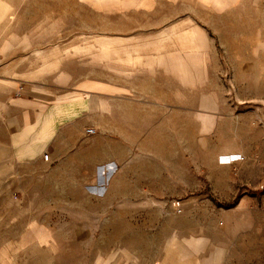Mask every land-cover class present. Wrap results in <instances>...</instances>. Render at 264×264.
I'll use <instances>...</instances> for the list:
<instances>
[{"label":"rangeland","instance_id":"rangeland-1","mask_svg":"<svg viewBox=\"0 0 264 264\" xmlns=\"http://www.w3.org/2000/svg\"><path fill=\"white\" fill-rule=\"evenodd\" d=\"M121 3L0 0V264H264V0Z\"/></svg>","mask_w":264,"mask_h":264},{"label":"crops","instance_id":"crops-1","mask_svg":"<svg viewBox=\"0 0 264 264\" xmlns=\"http://www.w3.org/2000/svg\"><path fill=\"white\" fill-rule=\"evenodd\" d=\"M97 1H104V0H97ZM114 2V5L119 7V4L122 5L126 4V8L128 10H143L145 12L153 13L158 16H167L168 7L170 9H177L180 10L174 13L176 16L184 17V16H191V13L188 11H184L186 8L190 7L191 2H199L205 0H110ZM116 3V4H115ZM160 10L159 12H150ZM21 78L17 79L15 83V88L17 85L19 86V81ZM19 80V81H18ZM1 85L6 88V79L0 75V87ZM20 89V88H19ZM1 94V88H0ZM10 126V125H9ZM15 134H12L14 137ZM17 143L15 139L8 141L7 138V115L4 114L3 109L0 106V164H4L7 162V154L8 148L10 152L15 153ZM29 148V146H27ZM10 159H14L11 157ZM50 159V155H49ZM181 249H175L174 253H171L175 257H181V264H206L207 258H204L205 247L198 248L194 241L190 239H183L180 242ZM178 259V258H177ZM176 259V261H178ZM205 259V260H204Z\"/></svg>","mask_w":264,"mask_h":264},{"label":"built area","instance_id":"built-area-1","mask_svg":"<svg viewBox=\"0 0 264 264\" xmlns=\"http://www.w3.org/2000/svg\"><path fill=\"white\" fill-rule=\"evenodd\" d=\"M87 133H88V135H93V134L96 133V129H93V128L87 129ZM44 159L45 160L49 159V154L48 153L44 155Z\"/></svg>","mask_w":264,"mask_h":264}]
</instances>
